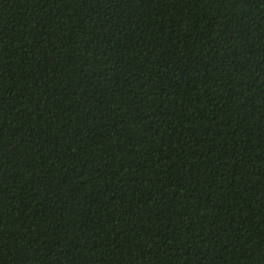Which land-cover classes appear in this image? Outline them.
<instances>
[{"label": "trees", "instance_id": "trees-1", "mask_svg": "<svg viewBox=\"0 0 264 264\" xmlns=\"http://www.w3.org/2000/svg\"><path fill=\"white\" fill-rule=\"evenodd\" d=\"M0 264H264V0H0Z\"/></svg>", "mask_w": 264, "mask_h": 264}]
</instances>
